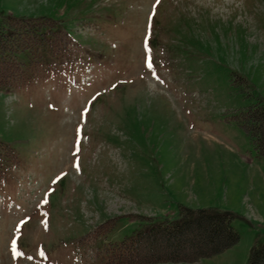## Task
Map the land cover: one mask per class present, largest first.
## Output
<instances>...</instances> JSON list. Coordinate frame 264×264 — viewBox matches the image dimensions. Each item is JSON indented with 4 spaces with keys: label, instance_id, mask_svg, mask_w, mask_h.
<instances>
[{
    "label": "rangeland",
    "instance_id": "1",
    "mask_svg": "<svg viewBox=\"0 0 264 264\" xmlns=\"http://www.w3.org/2000/svg\"><path fill=\"white\" fill-rule=\"evenodd\" d=\"M7 15L49 47L0 89V264H111L182 206L228 213L240 239L161 264H249L264 158L236 116L264 100V0H0Z\"/></svg>",
    "mask_w": 264,
    "mask_h": 264
},
{
    "label": "trees",
    "instance_id": "2",
    "mask_svg": "<svg viewBox=\"0 0 264 264\" xmlns=\"http://www.w3.org/2000/svg\"><path fill=\"white\" fill-rule=\"evenodd\" d=\"M44 25L32 24L27 18L11 15L1 19L0 89L21 79L23 68L17 57L22 52H32L39 37L42 46L48 45L44 38ZM49 29L48 34H51L49 31L53 34L56 31L52 27ZM51 48L53 49L52 46ZM236 117L237 123L244 128L253 142L257 154L264 158V100L260 99ZM1 144L0 151L3 150ZM1 166L3 161L0 154ZM143 219V226L135 236L127 237L121 243L107 248L111 264L196 262L200 258L222 253L240 239L232 225L231 216L211 209L182 206L181 220L155 221L152 217ZM249 264H264V244L252 248Z\"/></svg>",
    "mask_w": 264,
    "mask_h": 264
},
{
    "label": "snow or ice",
    "instance_id": "3",
    "mask_svg": "<svg viewBox=\"0 0 264 264\" xmlns=\"http://www.w3.org/2000/svg\"><path fill=\"white\" fill-rule=\"evenodd\" d=\"M149 67H151V62L149 61Z\"/></svg>",
    "mask_w": 264,
    "mask_h": 264
}]
</instances>
